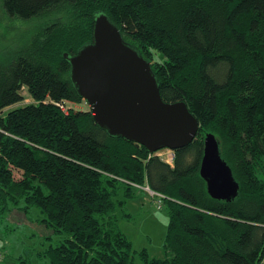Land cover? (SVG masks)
<instances>
[{
  "label": "trees",
  "instance_id": "obj_1",
  "mask_svg": "<svg viewBox=\"0 0 264 264\" xmlns=\"http://www.w3.org/2000/svg\"><path fill=\"white\" fill-rule=\"evenodd\" d=\"M1 5L9 20L49 21L29 47L0 63V220L40 210L39 222L58 238L42 252L45 264L263 262L264 0ZM100 14L152 63L163 101L186 103L200 123L195 140L173 151L172 165L110 136L91 110L69 106L86 101L71 82L65 54L93 41ZM24 89L33 102L19 105ZM208 133L240 186L230 202L212 198L200 174ZM136 186L161 196L168 211L165 258L134 250L116 222L117 207L134 197Z\"/></svg>",
  "mask_w": 264,
  "mask_h": 264
},
{
  "label": "water",
  "instance_id": "obj_2",
  "mask_svg": "<svg viewBox=\"0 0 264 264\" xmlns=\"http://www.w3.org/2000/svg\"><path fill=\"white\" fill-rule=\"evenodd\" d=\"M93 38V43L76 55L65 57L71 67V82L91 107L99 127L110 136L144 146L150 153L189 146L199 132V121L186 103L163 101L151 63L124 40L120 28L100 14ZM200 174L212 198L230 202L238 196L239 183L212 133L205 138Z\"/></svg>",
  "mask_w": 264,
  "mask_h": 264
},
{
  "label": "rangeland",
  "instance_id": "obj_3",
  "mask_svg": "<svg viewBox=\"0 0 264 264\" xmlns=\"http://www.w3.org/2000/svg\"><path fill=\"white\" fill-rule=\"evenodd\" d=\"M45 18L30 21L9 20L4 13L0 0V63L8 61L19 50L29 47L35 37L43 35ZM43 37V36H42ZM24 102L30 104L33 99L26 89L23 90ZM18 106V105H17ZM16 106V107H17ZM75 110L89 111L85 102L70 104ZM6 109L5 112L9 111ZM164 160L170 159L174 152L169 149L157 153ZM134 197L116 209L117 224L132 242L134 250H146L151 258H165L164 243L169 225V214L159 201L161 197L151 192L147 186L134 187ZM119 199H123L120 192ZM40 210L34 208L28 216L18 211L12 212L0 220V260L2 264H19V259L29 258L33 264H45L42 256L48 247L56 244L58 238L42 223ZM261 264H264V260Z\"/></svg>",
  "mask_w": 264,
  "mask_h": 264
},
{
  "label": "bare ground",
  "instance_id": "obj_4",
  "mask_svg": "<svg viewBox=\"0 0 264 264\" xmlns=\"http://www.w3.org/2000/svg\"><path fill=\"white\" fill-rule=\"evenodd\" d=\"M93 36H94V33H93ZM93 39H94V38H93ZM91 43H93V41H92ZM88 44H89V43H88ZM84 46H85V45H84ZM76 54H77V53H76ZM76 54H75V55H76ZM144 59H145V58H144ZM145 60H146V59H145ZM147 61H148V60H147ZM149 62H150V61H149ZM150 63H151V62H150ZM151 67H152V63H151ZM152 70H153V69H152ZM153 72H154V71H153ZM154 74H155V73H154ZM90 108H91V107H90ZM90 110H91V109H90ZM92 114H93V113H92ZM199 130H200V129H199ZM197 135H198V134H197ZM206 135H207V134H206ZM196 137H197V136H196ZM196 137H195V138H196ZM205 138H206V136H205ZM216 138H217V137H216ZM194 140H195V139H194ZM194 140H193V141H194ZM217 140H218V139H217ZM218 142H219V141H218ZM141 146H142V145H141ZM204 148H205V146H204ZM160 151H161V150H160ZM158 152H159V151H158ZM155 153H157V152H155ZM203 155H204V154H203ZM173 160H174V154H173V156H172V161H173ZM165 161H167V159H166ZM167 162H171L170 159H168ZM201 163H202V162H201ZM200 169H201V168H200ZM148 189H149V188H148ZM149 190H150V189H149ZM150 191H151V190H150ZM151 192H153V191H151ZM153 193H154V192H153ZM160 197H161V196H160ZM161 198H162V197H161ZM159 203L162 204V200H161V199H160Z\"/></svg>",
  "mask_w": 264,
  "mask_h": 264
}]
</instances>
